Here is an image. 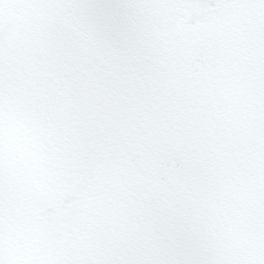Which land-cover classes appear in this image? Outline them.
I'll return each instance as SVG.
<instances>
[{
	"label": "snow or ice",
	"instance_id": "snow-or-ice-1",
	"mask_svg": "<svg viewBox=\"0 0 264 264\" xmlns=\"http://www.w3.org/2000/svg\"><path fill=\"white\" fill-rule=\"evenodd\" d=\"M0 264H264V0H0Z\"/></svg>",
	"mask_w": 264,
	"mask_h": 264
}]
</instances>
